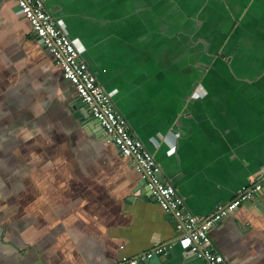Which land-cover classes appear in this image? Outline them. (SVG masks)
Returning a JSON list of instances; mask_svg holds the SVG:
<instances>
[{"label": "crops", "instance_id": "0c3cea01", "mask_svg": "<svg viewBox=\"0 0 264 264\" xmlns=\"http://www.w3.org/2000/svg\"><path fill=\"white\" fill-rule=\"evenodd\" d=\"M44 1L190 211L208 217L259 179L264 0ZM77 99L0 0V264H117L165 244L172 257L150 264H204L132 160L75 118ZM210 238L230 264H264V194Z\"/></svg>", "mask_w": 264, "mask_h": 264}, {"label": "built area", "instance_id": "2783aa9c", "mask_svg": "<svg viewBox=\"0 0 264 264\" xmlns=\"http://www.w3.org/2000/svg\"><path fill=\"white\" fill-rule=\"evenodd\" d=\"M20 13L31 24L42 46L51 53L64 77L75 87L78 98L90 107L92 121L105 132L122 156L132 160L140 173L148 198L157 202L162 210L176 221L179 245L197 256L204 264H230L218 254L212 245L210 232L234 214L240 207L264 194V171L257 181L243 187L233 201L216 213L201 217L190 211L179 191L163 181L162 169L155 156L130 130L125 116L116 107L112 96L101 86L89 64L83 60L76 45L59 25L44 0H16ZM171 245H157L148 253L135 257H123L117 264H143L155 256L164 254Z\"/></svg>", "mask_w": 264, "mask_h": 264}, {"label": "water", "instance_id": "95a60500", "mask_svg": "<svg viewBox=\"0 0 264 264\" xmlns=\"http://www.w3.org/2000/svg\"><path fill=\"white\" fill-rule=\"evenodd\" d=\"M50 10V9H49ZM50 12H52L53 13V11L52 10H50ZM58 21V20H57ZM58 23H59V25H60V22L58 21ZM61 26V25H60ZM64 29V28H63ZM65 30V29H64ZM66 31V30H65ZM67 33V32H66ZM69 36V35H68ZM34 37L36 38V39H38V37H37V35L36 34H34ZM48 52V54H50L51 55V53L49 52V51H47ZM84 60V59H83ZM96 75V74H95ZM97 76V75H96ZM100 83V82H99ZM74 108H75V110H76V113H75V118L76 119H78V120H80V122L81 123H84V124H86V125H88L87 127H86V131H87V133L90 135V134H95V135H99V136H104L105 135V132H104V130L98 125V124H96L97 125V129L96 130H92L91 129V127L89 126L90 125V123L92 122V116H91V110H90V107L88 106V105H85L79 98L74 102ZM107 141L109 142L110 140H109V138H107ZM163 181L164 182H167V180L166 179H164L163 178ZM174 182V181H173ZM143 192H145L147 195H149V191H148V189L146 188L145 189V191H143ZM187 253H189V251H186ZM190 254V253H189ZM191 255V254H190ZM160 256H166L167 258H171L172 257V253H171V251H168V252H166V253H164V254H161ZM192 256V255H191ZM193 257V259L195 258V259H198V257L197 256H192ZM150 261L151 260H149V261H146L145 263H143V264H150Z\"/></svg>", "mask_w": 264, "mask_h": 264}]
</instances>
